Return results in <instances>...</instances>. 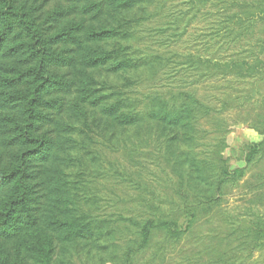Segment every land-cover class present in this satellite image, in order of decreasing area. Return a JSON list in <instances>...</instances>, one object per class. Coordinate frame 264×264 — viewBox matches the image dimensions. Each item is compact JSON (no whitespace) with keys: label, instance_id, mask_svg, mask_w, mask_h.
Returning <instances> with one entry per match:
<instances>
[{"label":"trees","instance_id":"obj_1","mask_svg":"<svg viewBox=\"0 0 264 264\" xmlns=\"http://www.w3.org/2000/svg\"><path fill=\"white\" fill-rule=\"evenodd\" d=\"M151 1L156 2L0 0V264H15L9 244L26 258L36 260L43 253L56 264L55 251L80 241L87 247L98 244L99 264H169L175 261L172 246L204 224L213 233L207 259L185 260L187 252L180 251L179 264H260L253 258L264 252L258 208L264 206V184L250 191L249 205L237 218L224 215L222 196L253 162L264 166V0H196L197 10L209 1L217 10L206 43H189L202 50L186 54L193 72L189 83L187 69L173 70L171 57L154 48L155 42L140 48L146 38L142 32L149 29L145 23L163 11V1L149 7ZM158 26L156 32L151 28L156 35ZM205 49L208 53L200 54ZM117 74H124L120 81L114 79ZM159 76L170 80L162 83ZM146 80L154 84L145 91ZM69 94L82 121L79 129L64 116ZM231 109L263 136L246 143V166L233 169L222 154L229 131L224 119ZM93 120L106 128L112 120L133 133L147 120L159 124L169 150L164 159L180 171L174 192L185 230L177 211L167 216L153 196L145 198L146 186L137 185L144 197L133 201L150 215H126L121 209L116 217L100 219L83 209L98 202L94 191L83 188H89L85 178L96 174L84 165L83 153L66 157L69 144L80 141L64 134L90 139L96 132ZM207 132L220 137L200 150ZM72 160L78 165L75 173L69 171ZM124 236L131 238L122 242Z\"/></svg>","mask_w":264,"mask_h":264},{"label":"rangeland","instance_id":"obj_2","mask_svg":"<svg viewBox=\"0 0 264 264\" xmlns=\"http://www.w3.org/2000/svg\"><path fill=\"white\" fill-rule=\"evenodd\" d=\"M162 1L163 11L161 16L145 23L144 29H149L142 32L143 34L146 33V38L144 44L140 45V48L148 45V43H158L153 44L154 48L163 52L165 57H171V62L174 67L173 70L178 68L183 70L187 69L186 83H189L190 80H193L191 76L193 72L192 69L189 68L190 62L187 60L186 54L191 53L197 55L195 53L196 51H202L198 49L193 50V48L189 46V43L195 41L201 46L206 43L214 30V28H212V16H214L213 13L217 8L214 5V1H209L206 3V6H200L197 10L194 6L197 3L196 0H156L154 4V1H151L148 5L149 7H153ZM156 23L161 29L159 35L154 33L156 29L153 27H155ZM151 28L155 30L151 31ZM153 46L151 48H153ZM201 46L197 45L196 48ZM255 47L257 46L255 45ZM207 51L208 50L205 49V52L200 54L204 55ZM230 52L232 53L233 51L229 50V53ZM262 56L264 57V53ZM136 74L140 75L139 73H135V75ZM123 76L124 74H117L114 79L120 81ZM127 76H134V73L128 71ZM159 79L160 81L162 79V83H166L170 80V78H165V76H159ZM159 79L155 82H159ZM150 83L154 84V82L146 80L145 84L141 86V89L145 91L148 90L151 86L147 85H151ZM131 89L134 88L132 87ZM206 90L207 89L204 88V91ZM161 91L164 92L165 90ZM201 92L203 93V91ZM218 92V89H214V93ZM219 100L221 104V98H219ZM65 102L66 107L64 108V116H69L67 121L71 123V126L74 125L76 129H79L77 127L81 125L82 121L78 120V116L74 114L75 106L73 95H66ZM238 117L235 110L231 109L227 112L224 119V122H226L225 126L228 125L229 131L226 134L227 146L222 154L232 169L246 166V143H258L263 139V136L255 129L240 122ZM93 125L95 126L96 132L92 138L87 140L86 137H78L73 132H66L64 134L66 137H70L71 141H74L73 143H77L78 140L80 141V144L77 145L69 144L71 148L67 150L66 157L70 159V157H75L76 153H83L81 158L84 165L89 169L91 168L93 173L96 174V176H87L85 178V180H87L86 184L89 183V188L86 187L87 185H83V188L84 191L89 192V194L94 191L93 196L95 197H93V199L98 198V202L95 205H90V207L89 205H84L85 208L83 209H85V211H92L93 215L96 216L94 218L101 217L100 219H109V216L116 217L121 209L126 215L136 216L138 211H143L142 214L146 216L150 215L151 212L149 210H145V207L142 209L137 208L136 203L133 201V199H136L138 196L144 197V194L139 193L136 189L137 185H141V187H147L145 198H152L153 196L154 203L159 205L162 209H165V215L174 216L173 210L177 211V209L181 207L179 196H176L174 192L175 183L178 181L177 173H180V171L177 172L175 170L176 168L172 169L164 159V154L169 152V150L167 149L161 129L158 127L159 124L149 120L142 122L137 133H133L132 130L124 128L122 125L112 120H108V128H106L103 123L100 127L99 120H93ZM117 127L120 129L114 131ZM219 137L220 133H204L199 149L203 150L206 145L210 148L211 143L215 142ZM182 148L184 147L180 146L175 150L178 152L182 150ZM175 150L172 149L170 152ZM258 163L259 161L256 163L253 162L247 170L245 169L243 177L236 180L231 188H226L222 198L225 208L224 215L228 216V218L232 219L240 216L239 214L244 212V208L249 205L247 199L251 196L249 194L250 191H255L260 185L264 184V174L258 175L260 172L264 171V166L260 165L257 167ZM77 166L78 165L73 163L72 160L70 162L69 171L75 173L78 170ZM118 171L120 172V176H118ZM140 171H142L143 176L137 175ZM129 172L132 173L131 176ZM255 173L258 174L255 175ZM127 174L130 176L128 180H126ZM134 181H138L139 183L136 184ZM93 199L90 197V201ZM160 201H162L163 204ZM171 203L176 204L173 209H171L173 206H171ZM262 207L264 206L258 207L260 209L259 216H261L264 221V208ZM90 208H92V210H88ZM253 211L256 214V210L254 209ZM215 212L217 213L218 211ZM255 214L250 216L251 219H253ZM207 215L208 214H206V216ZM175 216L181 219L182 229L185 230L186 218L184 214L178 210L175 212ZM214 220L216 221L217 218ZM209 228L211 229L210 224H204L202 227L187 230L183 235L184 240L172 246L173 251H175L173 253L175 261L169 264H179L181 258L179 254L180 251L182 253L187 252L186 255L182 257V259L185 260L194 261L196 257L200 256H204V259H207L209 241L212 239L210 235L213 234L212 231H208ZM130 229H128V232L132 231ZM260 233L258 235L257 232H255V236H260ZM130 238L131 236H124L122 242ZM87 245H89L87 242L80 241L77 243V246L67 244L63 249V246L60 247L55 251L59 254L58 258L57 256L55 257L57 261L56 264H68V261L71 264H99L97 261L100 256L97 255L98 244L95 245L91 243L89 247H87ZM7 249L17 256L14 262L15 264H49L48 256L43 253H37V259L33 260L24 257L21 252L18 254L15 244H9ZM21 257L22 260H20ZM255 258H259L261 261L260 264H264V252L261 254L255 253L253 259ZM8 261H12V257H9ZM243 264L248 263L245 261Z\"/></svg>","mask_w":264,"mask_h":264}]
</instances>
